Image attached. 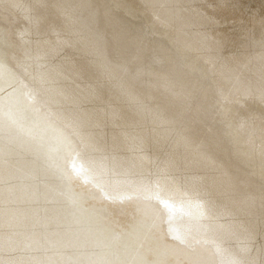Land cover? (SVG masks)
<instances>
[{
  "label": "bare ground",
  "instance_id": "obj_1",
  "mask_svg": "<svg viewBox=\"0 0 264 264\" xmlns=\"http://www.w3.org/2000/svg\"><path fill=\"white\" fill-rule=\"evenodd\" d=\"M20 2L33 5L34 0ZM182 6L193 10V1L182 0ZM143 8L150 12L144 2ZM24 19L25 10L15 0H0V31L18 34L26 26ZM107 24L130 43L143 37L136 29L122 35L123 26L110 16L101 31L108 58L119 53L122 62L129 61L140 51V62L149 63V43L142 48L132 43L129 49L108 36ZM259 25L264 31V18ZM166 38L172 39L171 33L161 27L154 42L157 52L167 50L175 60L178 52L165 47ZM248 61L245 68L237 58L210 67L209 85L203 72L194 77L174 63L161 66L160 73L173 74L193 93L191 104L180 97L165 99L163 88L149 86L147 80L155 77L86 72L85 83L96 89L85 105L93 119L83 131L87 142L71 136L69 152L52 150L58 134L70 135L59 122L53 120L44 130L21 114L22 83L27 81L0 75V258L11 264H194L213 258L207 241L218 234L204 231L209 217L238 211L237 203L250 194L246 172L254 171L264 181V42ZM213 83L229 94L226 118L232 136L224 134L211 107ZM249 97H256L254 107L246 102ZM131 99L135 105L128 103ZM110 112L115 119L106 116ZM41 168L48 170L46 178ZM51 182L63 193L55 203L24 200L25 187L43 191V183ZM259 198L240 220L259 221L264 213ZM43 207L60 215L64 226L47 232L34 226V215ZM9 222L10 230L5 227Z\"/></svg>",
  "mask_w": 264,
  "mask_h": 264
},
{
  "label": "snow or ice",
  "instance_id": "obj_2",
  "mask_svg": "<svg viewBox=\"0 0 264 264\" xmlns=\"http://www.w3.org/2000/svg\"><path fill=\"white\" fill-rule=\"evenodd\" d=\"M143 2L148 6L153 25L171 33L178 52L175 60L167 50L154 52L150 63L146 65L140 62V51L129 61L114 63L109 60L105 51V35L96 28L95 12L90 11L87 16L82 14L83 10L90 9L91 0H34L33 5L15 0V6L25 10L26 26L18 34L0 31V69L3 70L0 75L16 79L18 83L27 81L26 84L22 83L20 111L22 115H30L37 128L46 130L55 120L68 130L70 135H57L53 151L69 152L71 136L80 137L82 143L87 142L83 131L92 123L93 117L85 105L95 98L96 89L85 83L86 72L99 69L109 78L155 77L158 85L169 95L191 104L194 99L191 91L180 84L173 74L158 73L154 68L170 63L186 70H196L201 65H211L215 69L221 65L224 59L220 55L223 41L211 30L217 23L215 18L207 16L203 10L183 7L182 0ZM72 52H79L86 59L77 60ZM133 64H136L135 68ZM9 66L15 68V72ZM210 87L213 97L211 107L220 117L224 134L232 136L234 129L226 118L229 94L219 83H213ZM106 116L115 119L116 113H106ZM10 122L16 123L15 120ZM261 156L264 158V152ZM72 167L76 172L80 171L75 165ZM40 171L45 178L48 176L46 168ZM61 195L63 193L58 191L55 182L43 183V191L38 187L31 190L25 187L23 192L27 202L45 206L55 203ZM259 199L264 207V189ZM7 203L15 201L9 200ZM255 204L256 197L249 194L237 203L236 213L209 217V224L204 226V231L218 234V238L207 241L213 258L197 260L194 264H264V213L258 222H244L238 218ZM40 209L34 215V226L44 232L64 226L60 215H50L47 207ZM5 227L10 230L12 225L9 222ZM0 251H3V245H0ZM0 264L11 262L0 258Z\"/></svg>",
  "mask_w": 264,
  "mask_h": 264
},
{
  "label": "rangeland",
  "instance_id": "obj_3",
  "mask_svg": "<svg viewBox=\"0 0 264 264\" xmlns=\"http://www.w3.org/2000/svg\"><path fill=\"white\" fill-rule=\"evenodd\" d=\"M192 1L193 10H203L207 16L213 17L217 21V23L212 26L211 30L218 39L223 41V48L220 55L224 59L221 62V66L228 64L229 60L237 58L238 62L242 63L241 67L245 68L246 64L249 63V56L255 53L256 48L264 42V31L259 30V20L264 18V0ZM91 5H93V9H85L83 10L82 14H89V11H94L96 28L99 31H102L104 24L106 21L108 22L109 17L114 16L124 28V33L122 35L127 36L125 31L129 32L130 30L136 29L140 33L139 35H141L143 38L141 40L138 39V42L132 43H136V46L139 48H142L143 45L149 43V46L146 47L150 50V52L152 54L157 52L158 47L154 42L156 38H158V30L161 27L158 25H153L151 13L144 11L143 0H134V3H132L130 0H91ZM97 5H101L104 8L100 10L102 7L98 9L96 8ZM250 10L252 12H249ZM108 26L110 28V33L108 36L110 38L114 39L118 43L120 42V44L126 45L129 49H133L131 46L132 43H130L131 41L128 38L117 35L111 26ZM249 29L253 32H250ZM164 42L166 48L170 50L176 48L172 42V39L166 38ZM72 54L75 55L77 60L86 59L82 57L79 52H72ZM121 57L125 59L122 55L120 56L119 53H112L109 59L113 62H122ZM210 67L212 66L201 65L199 69L189 71L192 75H194V77L200 76L199 73L203 72L202 77L204 83L207 84V82L210 83L212 80ZM160 68L161 66H157L154 68V71L158 73L163 72L160 70ZM93 70L94 69L88 72L91 73ZM205 73H207V76H205ZM147 81L150 83V87L158 84L156 80ZM161 95H163V97L168 100H171L169 98H172V96L169 95L164 89L162 90ZM245 100L247 103H249L250 107H254V105L258 103L256 97H249ZM136 102L137 101L134 99L128 101L131 106L135 105ZM261 105L264 106V103H261ZM174 140L175 135L170 145L173 144ZM245 175L250 182L248 191L257 199L260 197L259 191L264 189V181L257 180L254 171L253 174L246 172Z\"/></svg>",
  "mask_w": 264,
  "mask_h": 264
}]
</instances>
